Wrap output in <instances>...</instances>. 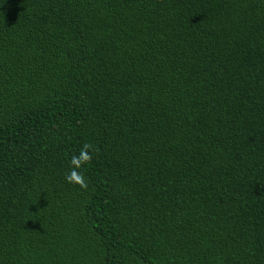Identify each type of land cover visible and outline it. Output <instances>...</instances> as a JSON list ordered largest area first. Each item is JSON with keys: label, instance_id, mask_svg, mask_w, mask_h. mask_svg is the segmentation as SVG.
<instances>
[{"label": "trees", "instance_id": "16d2710c", "mask_svg": "<svg viewBox=\"0 0 264 264\" xmlns=\"http://www.w3.org/2000/svg\"><path fill=\"white\" fill-rule=\"evenodd\" d=\"M0 264H264V0H0Z\"/></svg>", "mask_w": 264, "mask_h": 264}, {"label": "clouds", "instance_id": "9594fccd", "mask_svg": "<svg viewBox=\"0 0 264 264\" xmlns=\"http://www.w3.org/2000/svg\"><path fill=\"white\" fill-rule=\"evenodd\" d=\"M86 147H87V145H85V148H86ZM81 157H82V158H85V159L87 158L86 153H85L84 151L81 152Z\"/></svg>", "mask_w": 264, "mask_h": 264}]
</instances>
